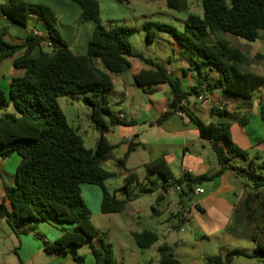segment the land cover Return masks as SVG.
Instances as JSON below:
<instances>
[{
	"label": "trees",
	"instance_id": "obj_1",
	"mask_svg": "<svg viewBox=\"0 0 264 264\" xmlns=\"http://www.w3.org/2000/svg\"><path fill=\"white\" fill-rule=\"evenodd\" d=\"M71 1L81 8L83 21L95 23L85 55L75 54L62 39L56 28L58 18L50 7L24 0H7L1 5L2 14L15 23L27 26L35 16L48 30L47 38L30 34L21 44L7 42L5 30L0 32V65L23 53L15 60V67L26 71L23 76L11 80L9 96L0 89V111L6 112L0 117V157L7 159L14 154L21 157L15 185L6 189L11 209L5 205L0 207V214L7 219L13 232L16 235L31 230L39 233L35 223L46 220L74 225L57 240L46 242L45 250L53 254H73L76 264H85V255L78 251L89 245L96 264H122L116 259L112 245L105 243L92 223L82 186L101 187L100 210L103 214H120L129 202V199L116 198L107 189L105 182L122 173L110 172L103 168V164L114 158L116 148L105 136L110 126L134 124L121 120L109 107L108 94L114 89L113 76L131 71L133 67L129 58H137L148 67L133 71L137 86L146 93H153L154 87L160 84H168L171 88L168 110L157 122L161 124L183 112L198 127L200 138L211 146L219 164V170L212 175H185L181 179H175L164 157L151 160L144 167L150 174L159 176L162 195L179 185L181 197L191 196L196 187L215 180L226 171H231L238 180H247L226 229L252 242L255 251L248 254L234 248L210 257L209 263L232 264L241 256L264 259V173L259 172L263 167L255 164L259 156L250 160L249 152L233 141L230 123L204 122L188 107L189 99L192 96L197 98L201 88L208 94L221 88L229 97L246 100L264 87V76L253 72L247 55L225 37L231 35L250 42L260 39L264 31V0H200L204 10L202 17L190 12L187 0H166L170 9L188 13L184 30L180 32L151 22L143 25L150 42L156 38L151 27L169 32L181 46L185 59L191 66H196L202 80L199 86L189 91L183 89L181 79L170 74L166 66L134 51L131 38L135 29L106 27L100 18L99 1ZM46 42L52 44L48 51L42 50ZM37 48L41 51L35 55ZM210 68L219 75L215 82L210 79ZM78 95H84V102L91 110V120L101 132L95 149L85 146L83 138L68 124L59 105V98ZM11 104L18 114L7 113ZM212 113L219 117L238 118L217 106L213 107ZM240 122L246 123L243 119ZM134 149L135 145L130 143V152ZM128 158L129 153L117 159L118 165L124 169L126 192L138 180L136 170L126 168ZM237 159L247 166H236L233 162ZM169 180L173 183L169 184ZM140 191L148 193L153 188L142 186ZM132 236L141 249H149L159 241L156 233L147 230L134 232ZM159 251L160 264H180L174 247L163 243Z\"/></svg>",
	"mask_w": 264,
	"mask_h": 264
},
{
	"label": "crops",
	"instance_id": "obj_2",
	"mask_svg": "<svg viewBox=\"0 0 264 264\" xmlns=\"http://www.w3.org/2000/svg\"><path fill=\"white\" fill-rule=\"evenodd\" d=\"M6 1L0 0V32L3 30L5 23L11 26L13 29L12 35L5 36L9 40H13L11 43H24L30 34L48 37L45 23L38 21L35 16L29 20L27 26H21L4 16L1 12V5ZM162 1L166 2V0ZM187 1L190 5V12L202 17L204 10L201 11L199 8L200 4L198 1L200 0ZM64 3L66 4L65 1ZM66 5L74 10L75 13L80 14L81 10L75 9L70 4ZM64 19L65 17L62 19L58 18V22L61 23ZM87 22L90 25L87 27L88 40L85 54H87L88 42L91 40L95 30V23L93 21ZM67 23L66 43L75 54L85 55L78 51L82 35L81 31L77 44L74 47L71 42L75 36V33L74 35L72 33L73 30L75 32V28L71 27V19ZM225 37L247 55L251 61V70L264 76V31L261 32V38L254 42L234 36L225 35ZM42 50L48 51L49 48L45 44ZM40 51L41 49L37 48L35 55H38ZM22 54L19 53L14 57L8 58L0 65V89L4 90L7 96L10 94L11 80L14 77L23 76L26 72L25 69L15 67V60ZM129 61L132 64V70L113 76L114 89L110 93L123 94L124 98L120 102L132 108V113H130L131 118L128 119L122 107L111 103L109 96L108 100L110 109L121 120L133 122L134 124L110 126L109 131L105 134L112 145L122 149L124 156L129 153L126 168H128L132 153L143 150L147 155L142 163L143 166L151 160L164 157L175 179H181L185 175L197 177L216 173L219 170L217 156L216 154L212 156L208 147L212 151L213 149L207 142L202 141L198 127L192 123L187 115L180 116L176 113L161 124L157 122L163 113L168 110V100L171 97L170 86L168 84H160L154 87L153 93H146L141 87L136 85L133 71L147 69L148 67L137 58H129ZM167 69L170 74L181 79L185 91L199 86L202 80L198 75L197 69H194L186 60L179 56H176L174 59L170 57ZM209 74L212 82H215L219 77L218 73L212 68H210ZM138 87L143 91V96L139 101L135 96ZM199 105L205 110H210L211 113L213 107L217 106L230 114L238 116L237 119L233 118L236 124H231V134L233 141L243 150L249 151L251 149L264 148V87L255 91L251 99L246 100L229 97L224 94L221 88H216L204 102H198L197 98L193 102H191V98L189 99L188 107L191 113L192 107L200 110V108L198 109ZM5 113V111H1L0 117L4 116ZM7 113L18 114L12 104L8 108ZM241 119L246 121L244 125L240 122ZM130 143L135 145V149L131 152L129 150ZM117 159L118 157L114 151V158L111 160L118 165ZM20 162L21 157L17 154L7 159L0 157V207L5 205L8 209H11V203L6 199V189L15 185V174ZM235 162L236 160L233 163ZM243 164V166L237 164L236 166L245 168L247 163L243 162ZM158 180L159 184L150 180V182H153L151 188L156 186V188L160 189L161 181L159 176ZM198 187L203 189V192L198 196L181 197L178 194L179 198L177 202H175L174 198L175 193L169 192L166 195H162L161 193L160 196L163 197L159 200V206L162 209L170 208L171 206L176 208L173 215L178 219L179 231L186 232L189 229L188 227H190L189 240L175 239L174 246L168 243L166 239L163 243H167L175 248L177 258L181 264H210V257L218 253H226L228 250L234 248L242 249L248 254H253L255 245H244L242 242H239V239L243 238L229 233L226 229L234 206L244 193V183L236 179L231 171H226L215 180ZM127 195L129 202L124 212L119 214L121 217L127 212L128 206L132 203V197H129L128 191ZM115 197L117 198V195ZM186 198L191 201L187 209L184 204ZM120 199L125 198L122 197ZM98 200L101 208V193L98 194ZM179 204L187 210L188 216L185 217L184 213L178 210ZM35 225L39 233L31 230L27 233L16 235L7 219L0 214V264H76L73 254H53L45 250L46 242L57 240L74 225H68L56 220L40 221L35 223ZM129 233L132 236L134 232L130 231ZM167 236L170 237V235ZM85 246H88V250L83 253L86 257L85 264H96L92 248L89 245ZM78 253L80 254L79 251ZM232 264H264V259L241 256L236 257Z\"/></svg>",
	"mask_w": 264,
	"mask_h": 264
},
{
	"label": "rangeland",
	"instance_id": "obj_3",
	"mask_svg": "<svg viewBox=\"0 0 264 264\" xmlns=\"http://www.w3.org/2000/svg\"><path fill=\"white\" fill-rule=\"evenodd\" d=\"M24 1L31 4L48 6L54 10L57 18L62 19L65 17L64 21L61 23L57 22L56 24V28L65 42L67 40L65 34L68 31L67 21L71 19V27L75 28V32L74 30L72 32L73 35L75 33V36L72 38L71 43L75 47L81 31L82 35L79 41L80 47L78 51L79 53H86L88 40L87 27L90 23L82 20V11H80V14H77L74 10L70 9L68 5H66L70 4L75 9L81 10L77 4L73 3L71 0ZM98 1L101 8L100 18L106 27L128 26L135 29L131 41L136 53L143 54L145 57L151 58L166 67L169 66L170 57L174 59L176 56L181 57L186 60L189 65H191L183 56L182 48L178 41L169 32L161 30L157 26L151 27L152 31L156 33V38L150 42L147 38V32L143 29V25L145 23L151 22L156 25H167L182 32L188 19V13L172 10L167 6L166 2L162 0ZM198 2L200 4L199 8L203 11L201 2ZM3 30H5L6 36L12 35L13 29L7 23L4 24ZM5 39L9 43L13 41L9 40L8 37H5ZM192 67L196 69V66L193 65ZM108 96L110 102L118 107H122L124 112L127 114L128 119H130L132 108L120 102V100L124 98L123 94L112 92ZM135 96L139 101V99L143 96L141 88L138 87L136 89ZM194 100H196V98L195 96H192L191 102ZM59 105L67 118L68 124L83 138L85 146L89 149H95L97 147L98 140L101 137V132L96 128L95 124L91 120V110L84 102V95H78L76 97H61L59 98ZM199 108L200 110H196L192 107L191 111L195 116H199L206 122H227L232 125L236 124V121L231 117H219L212 114L210 110L203 109L200 105L198 106V109ZM208 148L212 156H215L214 151H212L210 147ZM248 152L250 160L259 156L258 159H255V164L257 167H263L259 170V172L264 173V148L251 149ZM115 153L118 158L124 157L122 149L119 147L116 148ZM146 157V152L143 150L132 153L127 169H135L138 173V180L128 187L129 197H132V203L128 206V210L124 213L123 217L119 214L107 215L101 213L100 202L98 200V194H102L101 187L91 185L82 186L83 198L85 204L91 211L92 223L100 231V237L105 241V243L112 245L116 259L122 264H160L161 254L159 247L165 239L173 246L175 239H190V227H188L189 229L186 232H180L178 229V219L173 215L176 208L171 206L170 208L162 209L159 206V198L162 193L159 188H156L155 186L153 191L148 193L140 191V187L142 186L151 188L153 186V182L159 184L158 175L150 174L142 165ZM243 162L244 161L241 159H237L234 164L243 166ZM103 168L111 172H122V174L118 177L107 180L105 185L110 193L117 195L118 199L122 197L127 199L128 195L125 187L126 182L124 180V170L113 160L105 162L103 164ZM150 180L153 182H150ZM241 181L244 185L248 183L245 179H241ZM174 198L175 202H177L179 198L178 194H174ZM190 203L191 201L186 198L184 201L186 209L189 207ZM146 230L156 233L160 237V241L155 243L152 248L141 249L138 247L133 236H131L129 232H143ZM167 235H170V237ZM95 242L98 243V241ZM239 242H242L246 246L254 245L252 242L244 239H239ZM87 250L88 246H85L81 248L79 252L83 255L84 251Z\"/></svg>",
	"mask_w": 264,
	"mask_h": 264
},
{
	"label": "built area",
	"instance_id": "obj_4",
	"mask_svg": "<svg viewBox=\"0 0 264 264\" xmlns=\"http://www.w3.org/2000/svg\"><path fill=\"white\" fill-rule=\"evenodd\" d=\"M35 35L37 36V34H35ZM46 45H47L49 48H51V46H52V44H51L50 42H46ZM199 91H200V93H199V96L197 97V101H198V102H204V101L207 99V97L209 96V94L205 91L204 88H201ZM178 114H179L180 116H184V115H185L183 112H178ZM168 183L171 184V183H173V181H172V180H169ZM180 191H181V187H180L179 185H176V186H174V187L171 188L170 193H172V194H174V193H175V194H179ZM202 192H203V189L200 188V187H197V188L192 192V196H198V195H199L200 193H202ZM178 210H179L180 212H183L185 217L189 215V214L187 213V210H185V208H183L180 204L178 205Z\"/></svg>",
	"mask_w": 264,
	"mask_h": 264
}]
</instances>
